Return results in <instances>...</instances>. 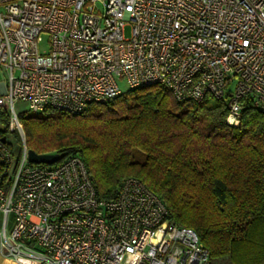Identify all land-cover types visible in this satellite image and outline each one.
Wrapping results in <instances>:
<instances>
[{
  "label": "built area",
  "instance_id": "obj_1",
  "mask_svg": "<svg viewBox=\"0 0 264 264\" xmlns=\"http://www.w3.org/2000/svg\"><path fill=\"white\" fill-rule=\"evenodd\" d=\"M0 72V109L21 138L18 154L0 144L7 264H211L140 179L102 200L80 156L30 163L16 104L79 113L123 79L178 102L223 99L237 126L247 102L264 112V0H0Z\"/></svg>",
  "mask_w": 264,
  "mask_h": 264
},
{
  "label": "trees",
  "instance_id": "obj_2",
  "mask_svg": "<svg viewBox=\"0 0 264 264\" xmlns=\"http://www.w3.org/2000/svg\"><path fill=\"white\" fill-rule=\"evenodd\" d=\"M226 115L223 99L178 102L153 84L79 113L46 108L19 120L28 149L60 161L80 156L99 199L115 198L136 177L173 223L197 232L211 264H264V112L247 102L237 126ZM11 132L20 148L0 109V144L18 154Z\"/></svg>",
  "mask_w": 264,
  "mask_h": 264
},
{
  "label": "rangeland",
  "instance_id": "obj_3",
  "mask_svg": "<svg viewBox=\"0 0 264 264\" xmlns=\"http://www.w3.org/2000/svg\"><path fill=\"white\" fill-rule=\"evenodd\" d=\"M127 34H128V31L126 32V35ZM39 47H40V50H44L46 48V37L44 38V41L40 44ZM4 77H5V75L1 74V72H0V79H4ZM118 84H119V87H120L121 92H126L129 89L126 81L123 80V79H120L118 81ZM16 109L20 113L27 112V111H24L25 105L23 103H21V102H18L16 104ZM7 140L9 142H11L15 146V152H18L20 148H19V146L15 142V134L13 132L8 133ZM1 222H2V214L0 212V229H1V225H2ZM12 225H13V217L10 215L9 216V223H8V230H10L12 228ZM0 254H1V251H0ZM221 264H228V261L226 259L225 260H222L221 261Z\"/></svg>",
  "mask_w": 264,
  "mask_h": 264
},
{
  "label": "water",
  "instance_id": "obj_4",
  "mask_svg": "<svg viewBox=\"0 0 264 264\" xmlns=\"http://www.w3.org/2000/svg\"><path fill=\"white\" fill-rule=\"evenodd\" d=\"M60 160L61 156L58 153L38 154L32 149L28 150V161L30 163L51 165Z\"/></svg>",
  "mask_w": 264,
  "mask_h": 264
},
{
  "label": "crops",
  "instance_id": "obj_5",
  "mask_svg": "<svg viewBox=\"0 0 264 264\" xmlns=\"http://www.w3.org/2000/svg\"><path fill=\"white\" fill-rule=\"evenodd\" d=\"M8 258L0 254V264H7Z\"/></svg>",
  "mask_w": 264,
  "mask_h": 264
}]
</instances>
